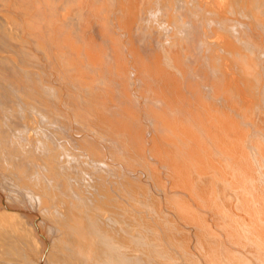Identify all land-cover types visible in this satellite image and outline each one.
Masks as SVG:
<instances>
[{
  "label": "bare ground",
  "instance_id": "1",
  "mask_svg": "<svg viewBox=\"0 0 264 264\" xmlns=\"http://www.w3.org/2000/svg\"><path fill=\"white\" fill-rule=\"evenodd\" d=\"M0 173L36 264H264V0H0Z\"/></svg>",
  "mask_w": 264,
  "mask_h": 264
},
{
  "label": "rangeland",
  "instance_id": "2",
  "mask_svg": "<svg viewBox=\"0 0 264 264\" xmlns=\"http://www.w3.org/2000/svg\"><path fill=\"white\" fill-rule=\"evenodd\" d=\"M41 60H43V59H41ZM43 62V61H42ZM6 175V174H5ZM3 176H4V174H2V173H0V191H3L5 194H7V193H9L8 195L10 196V202H12L13 203V205H18V206H20V207H22V209H24V210H26V212H32V211H34V212H32V213H27V216H24L23 217V219H24V224L26 225V227L28 228V229H30V231H31V233H32V235H33V237H34V239H33V241H32V244L33 245H30V243H31V241H27V243L25 242V243H23V247L22 248H24L23 249V251H25L27 254H28V256L30 255L31 257H32V259H31V257L29 256V261H30V263H31V261H32V263L31 264H33V263H35L36 264V262H37V260H38V253L41 251V248L43 247V243H42V239H41V233H48V235L50 236H55V231H54V229H53V231H52V228H51V223H48V222H50L49 220H48V218L47 217H44V220H40L39 221V223H38V221H37V224H36V221L34 222V220L33 219H31V217H29V216H32V215H34V213L35 214H37V211L38 210H36V208H35V205H34V207H33V205H31L30 206V203H29V201L27 202V200H28V198L24 195V193H22V191H20V190H18L17 188H16V186H15V188H14V183H12V181H9V180H7L6 178L7 177H5L4 176V178H3ZM5 180V181H4ZM4 181V182H3ZM8 183V184H7ZM4 184V187L2 186ZM2 186V187H1ZM11 188V189H10ZM8 189V190H7ZM21 193H20V192ZM14 194L15 196H17V198L18 197H20V198H18L17 200L16 199H14L13 200V198H14V195H12V194ZM16 193V194H15ZM13 196V197H12ZM13 200V201H12ZM16 202H18L17 204H16ZM15 203V204H14ZM29 203V204H28ZM27 209H28V211H27ZM38 214H40L39 212H38ZM29 215V216H28ZM27 219V220H26ZM46 219V220H45ZM32 221H33V223H32ZM48 221V222H47ZM32 223V224H31ZM32 225V226H31ZM36 227H35V226ZM48 225V226H47ZM31 226V227H30ZM37 227H39V228H37ZM44 231H43V230ZM40 230V231H39ZM47 230V231H46ZM51 230V231H50ZM49 231V232H48ZM20 239V238H19ZM22 242H24L25 240H22V239H20ZM37 240V241H36ZM37 243H36V242ZM39 243V244H38ZM27 244V245H26ZM37 244V245H36ZM31 247H30V246ZM30 247V248H29ZM26 248V249H25ZM32 248V250H30ZM35 248V249H34ZM37 248H38V250H37ZM31 251H33V252H31ZM31 252V253H30ZM35 252H36V255H35ZM34 256H36V257H34ZM35 259H37V260H35ZM0 259H1V262H2V264H6V262L9 264V262L10 261H8L7 259L8 258H3L2 256H0ZM16 260V261H15ZM13 262H10V264H18L19 262L21 263V264H28L25 260H23L22 258H21V261H20V258H18V260H19V262H18V260L17 259H15ZM23 260V261H22ZM33 260L34 261H36V262H33ZM29 263V264H30Z\"/></svg>",
  "mask_w": 264,
  "mask_h": 264
}]
</instances>
